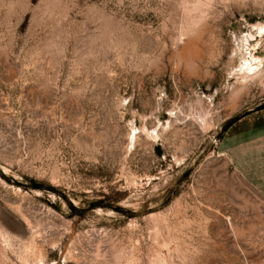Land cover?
<instances>
[{"label": "rangeland", "instance_id": "1", "mask_svg": "<svg viewBox=\"0 0 264 264\" xmlns=\"http://www.w3.org/2000/svg\"><path fill=\"white\" fill-rule=\"evenodd\" d=\"M0 264H264V0H0Z\"/></svg>", "mask_w": 264, "mask_h": 264}, {"label": "bare ground", "instance_id": "2", "mask_svg": "<svg viewBox=\"0 0 264 264\" xmlns=\"http://www.w3.org/2000/svg\"><path fill=\"white\" fill-rule=\"evenodd\" d=\"M252 61H253V60H252ZM248 64H249V63H248ZM253 64H254V63H253ZM253 64H252V65H253ZM252 65H251V66H252ZM257 73H259V72H257Z\"/></svg>", "mask_w": 264, "mask_h": 264}]
</instances>
